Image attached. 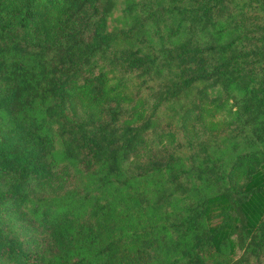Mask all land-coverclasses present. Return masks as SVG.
<instances>
[{"label":"trees","instance_id":"obj_1","mask_svg":"<svg viewBox=\"0 0 264 264\" xmlns=\"http://www.w3.org/2000/svg\"><path fill=\"white\" fill-rule=\"evenodd\" d=\"M116 2L0 0V264L264 255V23L246 25L236 0H166L155 41L138 0L110 26ZM116 65L158 103L195 89L188 110L223 117L203 157L161 146ZM63 166L74 180L48 192Z\"/></svg>","mask_w":264,"mask_h":264},{"label":"rangeland","instance_id":"obj_2","mask_svg":"<svg viewBox=\"0 0 264 264\" xmlns=\"http://www.w3.org/2000/svg\"><path fill=\"white\" fill-rule=\"evenodd\" d=\"M138 1L141 3L142 11L147 17V29L150 31V34L154 36V40L157 41L158 34L155 31V27L159 23L161 24L160 10L162 7H165L166 0ZM150 1H155V3H153L152 6H149ZM123 5L124 0H117L114 12L108 20L110 26L119 25V21L116 19L122 14ZM150 9H154L157 12V15H149L148 12H150ZM235 9L240 19L244 21L246 25L254 26L264 23V5L251 3L248 2V0H236ZM156 46H158V44ZM114 69L117 77L122 80L125 87H127L130 92L140 91V97L146 102L147 111L153 115L152 120L155 129L153 137L158 133L161 141L160 144L168 153L179 158L184 164H189L194 158H201L205 155V145H207V143L209 145L211 144L212 131L209 129V124L213 119L210 115L205 116L204 114L200 117L197 107L195 111L188 110V106L192 105L191 101L193 100L194 103L197 101L196 99H193L195 89H192L190 92L182 96L181 100L177 99L158 103V100L154 98V94L151 91L144 89L138 84V79L134 73L130 71L128 72L118 65L114 66ZM215 94L216 91H212L211 96H214ZM207 106L209 107V105ZM95 112V109H85V106L80 105L77 109L76 115L86 117L95 114ZM222 118L223 117L217 116L213 121H217V123H219L218 126L221 127ZM169 133H171V135L168 137ZM148 155L149 151H144L141 157L146 158ZM62 168H65L64 171L61 172L64 177L66 175L67 180L60 173V176L55 180L54 185L51 188L48 187L46 189L48 192L56 193L63 185L72 182L71 179L74 180V170L68 166H63ZM85 179V176H83L81 181H84ZM81 181L80 184L83 185ZM109 192H111V190H109ZM50 196L52 197L53 195ZM136 221V217L126 215V220L124 219V222L121 224L128 222L129 228H131L132 224L136 223ZM121 224L119 223V225ZM140 255L139 252L134 253V261L136 264H142V261H144V258L141 259L139 257ZM223 255L224 257H226L225 255H229L227 249L223 251ZM216 256L220 257L219 255ZM206 257L208 264L209 261L212 262L213 257L211 255L206 254ZM230 257L239 260L240 263L235 264H264V255L255 256L248 253L241 254L240 250H237L236 254L230 255ZM146 264L151 263L147 261Z\"/></svg>","mask_w":264,"mask_h":264}]
</instances>
